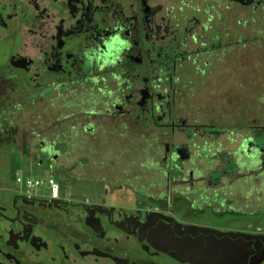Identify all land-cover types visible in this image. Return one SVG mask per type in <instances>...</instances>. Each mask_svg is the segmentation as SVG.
<instances>
[{"label": "flooded vegetation", "instance_id": "flooded-vegetation-1", "mask_svg": "<svg viewBox=\"0 0 264 264\" xmlns=\"http://www.w3.org/2000/svg\"><path fill=\"white\" fill-rule=\"evenodd\" d=\"M251 32L264 0H0V264H264Z\"/></svg>", "mask_w": 264, "mask_h": 264}, {"label": "rangeland", "instance_id": "rangeland-1", "mask_svg": "<svg viewBox=\"0 0 264 264\" xmlns=\"http://www.w3.org/2000/svg\"><path fill=\"white\" fill-rule=\"evenodd\" d=\"M251 28L255 29L257 28V26H253ZM249 36H250V47H248L249 56L248 57L244 56V61L247 60L248 62H250V67H251L250 72H254V70H258L256 69L257 67L255 66H259L260 68L262 67L263 69L258 70L256 76L258 75L259 78L260 77L264 78V37L260 39L258 43V42H253L255 41L254 40L255 33L251 32Z\"/></svg>", "mask_w": 264, "mask_h": 264}, {"label": "built area", "instance_id": "built-area-1", "mask_svg": "<svg viewBox=\"0 0 264 264\" xmlns=\"http://www.w3.org/2000/svg\"><path fill=\"white\" fill-rule=\"evenodd\" d=\"M16 182L22 184L26 190H38L43 185H46L52 193H55L57 190L56 181L52 177L18 175Z\"/></svg>", "mask_w": 264, "mask_h": 264}]
</instances>
